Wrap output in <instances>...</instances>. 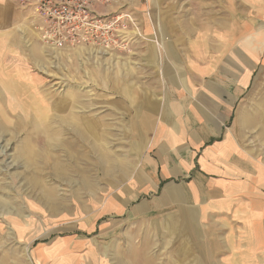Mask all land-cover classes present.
Masks as SVG:
<instances>
[{"label":"crops","instance_id":"1","mask_svg":"<svg viewBox=\"0 0 264 264\" xmlns=\"http://www.w3.org/2000/svg\"><path fill=\"white\" fill-rule=\"evenodd\" d=\"M139 7L144 51L162 69V91L148 102V121L123 94L128 125L135 126L132 115L135 122L143 119L135 129L140 142L115 163L102 157L106 178L92 180L90 198H76L77 208L62 203L68 234L40 242L35 256L48 264H80L86 250L80 230L109 235L170 211L192 222L183 226L190 249L205 253L203 260L226 258L216 257L232 239L216 228L244 238L234 259L258 252L264 259V102L257 110L244 103L264 71V0H145ZM137 96L146 109V92ZM62 101L58 108L66 110L77 96ZM258 126L260 142L253 135ZM16 232L0 233V264H33L28 245L21 258L13 247L25 237Z\"/></svg>","mask_w":264,"mask_h":264},{"label":"rangeland","instance_id":"2","mask_svg":"<svg viewBox=\"0 0 264 264\" xmlns=\"http://www.w3.org/2000/svg\"><path fill=\"white\" fill-rule=\"evenodd\" d=\"M144 1L94 0L98 13L106 17L128 13L133 20L123 32L126 40L118 43L117 48L97 50L88 46L49 48L38 38L28 18L30 13L19 6L18 0H0V233L14 235V227L18 234L23 233L24 239L19 238V243L13 246L19 258L28 245L33 264H48L35 256V249L40 242L49 244L68 234V228L62 229L64 215L59 216L63 204L74 208L78 207L76 198L88 201L91 192L83 181L89 179L93 183L92 180L106 178L101 168L106 166L102 157L107 154L115 163L116 157L121 159L124 151L128 155L129 149L141 140L142 132L135 129L143 119L148 121L151 113L148 102L160 94L165 80L162 69L153 66L144 51L147 36L142 33L137 16ZM257 78L252 92L248 89L247 93L253 99L244 100L255 110L264 102L258 96L262 93L264 97V71ZM11 91L17 94L16 99L8 97ZM139 92H146V109L137 100ZM29 93L33 95L32 108L36 110L38 105L46 108L45 117L42 112L41 115L30 112V116L23 112L22 103ZM73 94L77 96L73 106L69 105L65 111L57 108L62 100L70 101ZM123 94L131 95L133 112L146 115V118L140 115L143 119L139 122L132 115L135 126H129L130 117L123 115L127 110L120 107ZM69 110L75 116L61 121ZM88 120L93 121L96 130L93 150L69 128H84ZM48 121L54 136L47 153L42 146L46 134L37 130ZM260 128L253 130L259 142ZM30 131L36 132L30 142L36 154L27 158L19 151L27 145ZM259 146L264 147V140ZM54 158L62 160L65 169L62 177L51 169ZM15 217L20 224L13 221L12 227L10 222ZM22 220L27 222L23 227ZM185 223L192 222L168 211L151 220L131 222L109 235L80 230L78 236H82L86 249L80 264H212L201 258L205 253L190 249L191 238L183 226ZM216 229L221 237L232 239L230 245H222L223 252L216 258L223 255L226 258L219 264H264L262 252L241 253L240 259H234V248L245 247L244 238L233 229L232 233L229 228Z\"/></svg>","mask_w":264,"mask_h":264},{"label":"built area","instance_id":"3","mask_svg":"<svg viewBox=\"0 0 264 264\" xmlns=\"http://www.w3.org/2000/svg\"><path fill=\"white\" fill-rule=\"evenodd\" d=\"M29 12L33 30L51 49L88 46L114 49L125 41L130 14L106 17L97 12L94 0H18ZM139 28L136 27V32ZM139 33V32H137Z\"/></svg>","mask_w":264,"mask_h":264},{"label":"bare ground","instance_id":"4","mask_svg":"<svg viewBox=\"0 0 264 264\" xmlns=\"http://www.w3.org/2000/svg\"><path fill=\"white\" fill-rule=\"evenodd\" d=\"M10 93V95L8 96L9 98H11V99H16L17 97V94L14 92V91H11V92H9ZM7 97V96H6ZM7 97V98H8ZM32 97H33V95L31 94V93H29V94H25V97H24V101H23V107H22V109H23V112L25 113V112H27V113H29V116H30V112H33L34 114H36V115H41V112H42V116H46L47 115V112H46V108H44V107H40V105H38V106H36L37 108H36V110H34L33 108H32V106H31V100H32ZM0 98H2V97H0ZM8 98V99H9ZM35 99V98H34ZM31 109H30V108ZM46 107V106H45ZM58 107H59V103H58ZM57 107V108H58ZM62 111H65V106H63L62 108ZM71 116H75L74 114H72V113H68V115H66V116H61V121H63L64 119H67V118H69L70 119V117ZM28 117V116H27ZM27 117H25V118H27ZM57 117V116H56ZM32 120V119H31ZM51 121V120H50ZM50 121H48V123H46V125H45V127H42V128H40V130H37V132L38 131H41V129H42V131L44 130V133L46 134V139H44L43 140V143H42V146L44 145V150L45 151H47V148L49 149V147L50 146H52V143H51V140L53 139V136H54V134L52 133V128H51V126H50ZM89 121V120H88ZM74 121H72L71 120V123L69 124L70 126H72V125H74V123H73ZM75 125H77V122H76V124ZM19 126V125H18ZM94 127V125H93V122H86L85 123V126H84V128H81L80 126H76V127H69V128H72L73 130L72 131H74V133L76 134V136L78 137V139L80 138V140H82L83 142H86V143H88L89 145H90V147H91V149L93 150L94 148H95V142H92L93 140H95V136H96V134H95V132L93 131V128ZM36 132L35 131H30L29 132V136H30V138H29V140L27 141V145L26 146H24L20 151H19V153H21L22 155H26L27 156V158H30L31 157V155H34V154H36V151H35V149H34V146L30 143L31 142V139H32V134H35ZM70 144V146L72 147L73 145H71V143H69ZM47 153H48V151H47ZM51 169H53L54 170V173H55V175H58L59 177H62L64 174H65V169H64V165H63V163L59 160V159H57V158H54V164L52 165V168ZM35 183V182H34ZM83 184H84V186L87 188V189H93L92 187H93V183H91V180H89V179H85L84 181H83Z\"/></svg>","mask_w":264,"mask_h":264}]
</instances>
